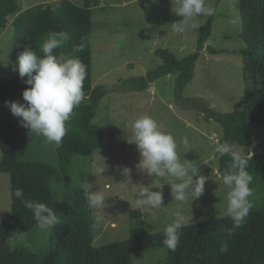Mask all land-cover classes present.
<instances>
[{"label": "rangeland", "instance_id": "374dc122", "mask_svg": "<svg viewBox=\"0 0 264 264\" xmlns=\"http://www.w3.org/2000/svg\"><path fill=\"white\" fill-rule=\"evenodd\" d=\"M60 0H20L23 9L37 3L57 6ZM83 5L85 0H70ZM94 7L92 17V86L105 85L110 92L99 103L93 122L102 128L104 144L91 156L75 155L71 163V180L76 187L87 181L92 190L105 194L104 207L93 209L94 247L125 241L133 228L142 227L148 234L164 232L177 213L182 226L227 217L228 188L219 171L223 129L211 115L234 112L243 108L242 58L230 52L211 54L207 47L215 49H241L242 21L240 0H206L215 8L213 33L197 60L195 74L182 93L176 91V76L169 74L149 81L145 90L134 91L133 81L149 78L157 70L162 59L158 50H168L177 58L193 54L205 18H197L200 27L175 33L171 23L181 20L174 11L177 0H90ZM216 6V7H215ZM14 29L11 22L0 32V82L18 74L14 70L12 54ZM149 80V79H148ZM5 101L0 100V119L14 125L17 144L24 160L43 161L57 165L56 145L47 144L21 126L19 118L12 115ZM143 115H150L174 136L177 151L190 163L197 164L199 172L207 179L201 197L191 202V195L184 203L173 200L171 186L175 178L149 176L136 168L140 153L130 140L132 122ZM249 144L235 147V151L264 162V127L255 121L250 123ZM187 144H184V140ZM2 152L0 149V163ZM123 166L131 168V181L124 184ZM103 168L99 174L96 169ZM253 208L264 207V188L259 183L250 185ZM150 187L163 195L162 206L144 210L137 208L135 192ZM51 207L57 221L69 207L63 184L52 183ZM141 209V218L131 219L130 212ZM10 177L0 171V224L10 215ZM58 223V222H57ZM57 225V224H56ZM55 225V226H56ZM54 226V227H55ZM40 230L36 226L29 232L12 231L7 239L10 250L27 249L39 254L49 252L48 240L53 228ZM166 249H145L133 254V264H167Z\"/></svg>", "mask_w": 264, "mask_h": 264}, {"label": "trees", "instance_id": "16d2710c", "mask_svg": "<svg viewBox=\"0 0 264 264\" xmlns=\"http://www.w3.org/2000/svg\"><path fill=\"white\" fill-rule=\"evenodd\" d=\"M220 2L216 0V6ZM94 7L90 0L83 5L60 0L55 7L37 3L23 9L20 0H0V32L11 22L15 63L25 46L30 45L38 55H43L41 46L47 36L54 31H66L70 40L54 54L77 56L86 65L84 98L66 122L68 131L62 143L56 146L57 165L22 159L14 125L0 119V171L9 175L11 192L10 215L0 224V264H133V254L145 249H166L167 264H264V207L252 208L245 223L231 236L226 231L232 227L229 217L184 225L178 230L180 242L175 251L163 244L164 232L148 234L142 227L133 228L125 241L94 247L93 209L86 205L83 187L74 186L71 180L73 156H91L105 142L102 128L93 122L99 103L110 92L105 85L92 86ZM239 8L245 46L222 50L207 47L211 54L230 52L242 58L243 108L211 115L223 129L222 143L231 144L233 150L249 144L252 121L264 127V0H240ZM201 17L205 23L199 31L197 50L181 59L168 50H158L156 55L162 64L149 78L133 81L134 91L145 90L149 81L172 74L176 76V91L182 93L192 81L200 53L213 33L215 14ZM81 44L84 51L74 52V47ZM25 79L16 75L1 81L0 100L23 103L22 92L29 87ZM246 158L252 184L259 183L264 188V162L255 155ZM229 163V156L220 155L219 171L227 174ZM54 182L65 186L69 207L49 236V252L42 255L27 249L10 250L6 244L12 231L29 232L37 226L32 211L14 196L15 190L22 189L25 199L51 205ZM129 215L132 220L141 218L142 211L137 209ZM225 242L228 251L222 253L219 249Z\"/></svg>", "mask_w": 264, "mask_h": 264}, {"label": "clouds", "instance_id": "9594fccd", "mask_svg": "<svg viewBox=\"0 0 264 264\" xmlns=\"http://www.w3.org/2000/svg\"><path fill=\"white\" fill-rule=\"evenodd\" d=\"M178 7L174 13L182 17L171 23L175 33L187 30H197L200 25L197 18L212 16L215 9L206 5V0H177ZM70 40L66 31L50 33L41 46L43 55H38L33 48L25 46L17 57L14 70L18 71L26 87L23 92V103L5 101L12 115L19 118V123L35 136L43 138L47 144L59 146L67 134L66 122L69 121L73 110L84 98L83 82L86 78V65L77 56H60L54 54ZM74 52L84 51V45H77ZM131 142H134L140 153V160L136 168L149 176L175 178V182H168L171 186L173 200L184 203L191 195V202L202 196L206 177L201 175L197 164L188 160H181L177 151V143L173 135L168 133L163 125L150 115L136 118L131 124ZM187 144V140H184ZM216 151L223 157L229 156V171L221 179L229 189L227 192V206L225 216L231 218L232 227L226 229L229 236L235 233L246 221L253 202L250 186L253 177L247 171L248 159L246 154L233 150L229 143L219 144ZM103 168L96 171L101 174ZM122 175L126 178L124 184L131 181V168L123 166ZM86 205L89 209H102L105 194L92 190L93 185L82 182ZM137 208L151 210L162 206L163 195L160 191H153L150 187H142L135 192ZM14 196L21 200L24 206L33 213L40 230L44 231L57 224V214L49 204L35 202L24 198L23 190L16 189ZM183 217L177 213L176 218L164 229L163 244L171 251H175L179 242V229L182 227ZM220 252L228 251L227 242L220 246Z\"/></svg>", "mask_w": 264, "mask_h": 264}]
</instances>
